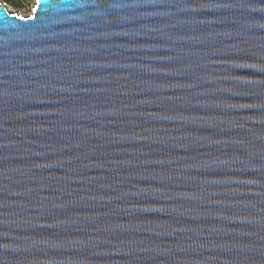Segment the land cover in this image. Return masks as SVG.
<instances>
[{
	"label": "water",
	"instance_id": "obj_1",
	"mask_svg": "<svg viewBox=\"0 0 264 264\" xmlns=\"http://www.w3.org/2000/svg\"><path fill=\"white\" fill-rule=\"evenodd\" d=\"M0 264H264V0L0 1Z\"/></svg>",
	"mask_w": 264,
	"mask_h": 264
},
{
	"label": "rangeland",
	"instance_id": "obj_2",
	"mask_svg": "<svg viewBox=\"0 0 264 264\" xmlns=\"http://www.w3.org/2000/svg\"><path fill=\"white\" fill-rule=\"evenodd\" d=\"M9 9L15 10L20 14H28L31 11L34 0H0Z\"/></svg>",
	"mask_w": 264,
	"mask_h": 264
}]
</instances>
